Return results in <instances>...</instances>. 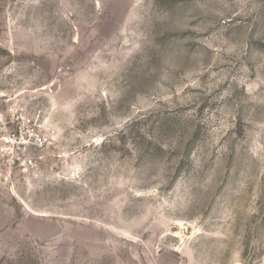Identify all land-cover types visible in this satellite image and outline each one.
<instances>
[{
    "label": "rangeland",
    "instance_id": "374dc122",
    "mask_svg": "<svg viewBox=\"0 0 264 264\" xmlns=\"http://www.w3.org/2000/svg\"><path fill=\"white\" fill-rule=\"evenodd\" d=\"M0 264H264V0H0Z\"/></svg>",
    "mask_w": 264,
    "mask_h": 264
},
{
    "label": "built area",
    "instance_id": "2783aa9c",
    "mask_svg": "<svg viewBox=\"0 0 264 264\" xmlns=\"http://www.w3.org/2000/svg\"><path fill=\"white\" fill-rule=\"evenodd\" d=\"M45 138L31 132H12L0 138V152L10 154L8 160L10 168H20L23 173H28L34 167L35 162L29 151L44 145Z\"/></svg>",
    "mask_w": 264,
    "mask_h": 264
}]
</instances>
